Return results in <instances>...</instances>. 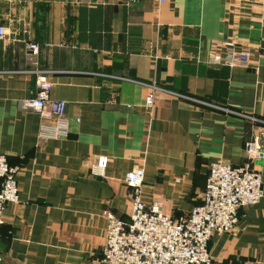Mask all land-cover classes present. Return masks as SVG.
Here are the masks:
<instances>
[{"label": "crops", "instance_id": "crops-1", "mask_svg": "<svg viewBox=\"0 0 264 264\" xmlns=\"http://www.w3.org/2000/svg\"><path fill=\"white\" fill-rule=\"evenodd\" d=\"M0 27V153L19 167L0 264H100L105 213L129 220L123 179L137 166L145 202L173 217L200 203L215 160L261 171L264 187V156L246 151L264 143V0H0ZM225 39L251 48V65L209 63ZM33 69L66 103L65 137L40 139L43 118L22 106ZM150 81L171 92L156 95L152 119ZM100 156L104 175H92ZM208 249L212 264H264V196Z\"/></svg>", "mask_w": 264, "mask_h": 264}, {"label": "built area", "instance_id": "built-area-1", "mask_svg": "<svg viewBox=\"0 0 264 264\" xmlns=\"http://www.w3.org/2000/svg\"><path fill=\"white\" fill-rule=\"evenodd\" d=\"M3 35V27H0V38ZM220 45L222 50L212 52L209 63L228 67L251 65L252 51L248 46L237 45L231 39L223 40ZM25 49L30 60L39 53V45L34 41L26 42ZM33 72L35 93L25 99L22 106L43 118L38 130L40 139L65 137L68 134L66 103L50 98L52 82L47 70L33 69ZM142 84L147 89L144 107L152 119L156 95L171 92L154 81ZM246 151L251 158L264 156V143L261 145L256 138L247 143ZM107 161V156L96 158L90 173L104 175ZM18 171L19 167L10 165L6 155L0 153V227L6 205L19 200ZM123 181L132 190L129 220L105 213V241L100 264H212L208 249L211 236L231 231L238 221V210L257 203L264 196L261 171L221 160L210 163L201 201L187 216L173 217L165 213L160 199L145 202L143 167L127 171Z\"/></svg>", "mask_w": 264, "mask_h": 264}]
</instances>
